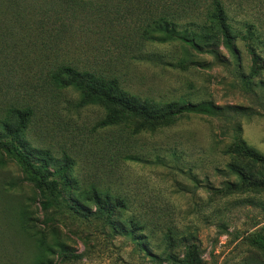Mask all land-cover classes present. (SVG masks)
<instances>
[{
    "label": "rangeland",
    "instance_id": "rangeland-1",
    "mask_svg": "<svg viewBox=\"0 0 264 264\" xmlns=\"http://www.w3.org/2000/svg\"><path fill=\"white\" fill-rule=\"evenodd\" d=\"M119 1L59 0L62 12L54 21L60 37L46 48L48 39L34 47L28 28L15 22L28 0H0V121L11 108L31 107L34 114L19 141L27 151H46L55 162L67 154L75 178L127 201L113 217L124 230L93 217L50 216L22 168L0 149V264H170L168 254L181 259L192 244L202 264H264V251L253 243L264 241V188L216 192L235 181L223 170L236 138L264 155V112L258 106L264 90L255 86L264 83V69L254 93L241 83L252 65L249 43L264 67V0H123L122 9ZM215 1L237 36L235 60L221 48L220 61L201 56V64L182 69L119 53L117 46L133 55L155 52L174 64L178 46L144 43L142 28L163 17L178 29L198 30ZM105 55L118 58L112 64L129 94L157 103L211 102L215 115H183L108 145L106 133L96 129L102 110L75 107L77 95L58 92L45 77L48 68L64 62L83 67ZM129 231L133 237L125 235ZM169 232L173 246L166 242ZM59 243L63 249L55 247Z\"/></svg>",
    "mask_w": 264,
    "mask_h": 264
},
{
    "label": "trees",
    "instance_id": "trees-1",
    "mask_svg": "<svg viewBox=\"0 0 264 264\" xmlns=\"http://www.w3.org/2000/svg\"><path fill=\"white\" fill-rule=\"evenodd\" d=\"M59 0H28V4L18 13L15 22L18 25L28 28V40L38 47L39 42L44 41L43 47H50L55 44L60 37V33L55 31L54 18L61 12L57 7ZM124 1L120 0L118 8H121ZM14 5V4H13ZM18 5V4H17ZM16 5V8H17ZM56 5V6H55ZM19 10V5L18 9ZM20 15V16H18ZM28 18L22 20V16ZM18 16V17H17ZM58 31V30H57ZM140 38L149 45L175 44L180 50V57L174 64L164 61L161 54L141 52L133 55L134 51L129 47L117 46L119 53L131 56L133 60L158 61L171 67L182 69L189 65H199L201 56H210L220 61L221 48L234 60L238 57L235 41L237 36L233 33L226 21V16L222 5L215 1L211 14L208 16L206 24L198 30L178 29L174 23L164 19H150L142 28ZM244 41H249L251 37H242ZM121 47V48H119ZM126 49V50H125ZM247 52L251 58V69L247 76L242 77V87L246 92H253L255 80L264 69L260 63V57L256 54L255 48L250 43L247 45ZM117 61L118 58L115 57ZM101 61H94L79 67L72 63H62L48 68L45 77L48 85L58 92L72 91L77 95L75 107L86 108L90 106L98 107L102 110V118L97 122L96 129L106 133L105 140L110 146H114L118 141L132 136L142 129H151L156 126L169 124L183 115H210L214 116L217 107L211 102L206 104H190L185 100H177L167 103H157L148 99L139 98L129 94L123 89V80L116 74L117 66L112 64L113 57L100 56ZM255 86L264 90V83L257 81ZM259 108L264 112V96L261 97ZM34 112L31 107L25 109L11 108L7 111L4 119L0 121V138H10L5 142L0 140V149L6 154L9 160L16 162L24 171L26 181L41 198V207L50 216H63L69 214L84 221L90 218L98 219L111 228L124 230V226H116L113 217L116 210L125 209L127 201L109 193H104L96 188V185L79 180L74 176L75 163L69 159L67 154H63L61 161L55 162L46 151H27L21 144L20 138L26 130ZM14 124H16L14 126ZM14 126V127H13ZM113 155L119 157L118 151H113ZM230 162L225 165L224 172L235 177V181H226L220 191L207 187L209 191L220 192L221 194H231L248 189L264 188V155L248 146L240 138H236L232 146L227 149ZM121 157V155H120ZM125 159L138 162L135 157L127 156ZM158 165L162 163L156 160ZM60 182V183H59ZM92 182V181H87ZM60 184L64 189H60ZM95 210L91 211V206ZM51 210V212H50ZM125 234V233H124ZM168 234L167 244L173 246L172 234ZM125 235L133 237V231ZM174 240V239H173ZM253 243L264 251V241L254 238ZM62 244L55 247L63 249ZM53 247H47L48 252H52ZM146 251L145 248H142ZM68 256L62 259H67ZM166 259L170 264H202V258L197 245L192 244L185 247V252L181 259L173 254H168Z\"/></svg>",
    "mask_w": 264,
    "mask_h": 264
}]
</instances>
